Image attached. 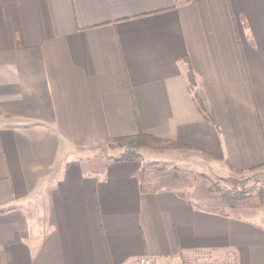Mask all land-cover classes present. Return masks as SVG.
Masks as SVG:
<instances>
[{
	"label": "crops",
	"instance_id": "0c3cea01",
	"mask_svg": "<svg viewBox=\"0 0 264 264\" xmlns=\"http://www.w3.org/2000/svg\"><path fill=\"white\" fill-rule=\"evenodd\" d=\"M138 132L187 146L149 159L264 166V0H0V264H264V220L99 151Z\"/></svg>",
	"mask_w": 264,
	"mask_h": 264
},
{
	"label": "rangeland",
	"instance_id": "374dc122",
	"mask_svg": "<svg viewBox=\"0 0 264 264\" xmlns=\"http://www.w3.org/2000/svg\"><path fill=\"white\" fill-rule=\"evenodd\" d=\"M99 151L102 153L109 151L115 155L122 151V149L113 146L108 147L107 144L103 145ZM119 151V152H117ZM140 158L136 160H129L139 162L144 168H149L152 173L153 179L156 181L157 186H171L175 187L177 191H180L189 199L197 202L198 199L204 201H218L219 196L225 192H232L236 190H246L248 194L254 195L259 191H264V166L256 170L251 174L241 176H228L226 173H222L221 170L216 169L213 165L209 170L201 165L202 162L192 158H166L153 160L149 159L153 149L140 148L137 149ZM193 161V162H192ZM199 165V166H194ZM202 167V168H201ZM139 168V169H140ZM161 176V177H160ZM166 184V185H165ZM31 209L33 217L41 214L40 210H36V202H34ZM236 212V213H235ZM234 215L241 217L251 218L254 220H264V208H239L235 210ZM33 222L32 220L30 223ZM150 258V257H149ZM159 259L150 258L139 262V264H169L161 263ZM182 263V262H181ZM180 264V262L175 263ZM182 264H220L211 260L195 261L194 263H182Z\"/></svg>",
	"mask_w": 264,
	"mask_h": 264
},
{
	"label": "trees",
	"instance_id": "16d2710c",
	"mask_svg": "<svg viewBox=\"0 0 264 264\" xmlns=\"http://www.w3.org/2000/svg\"><path fill=\"white\" fill-rule=\"evenodd\" d=\"M193 71L189 69L186 73L187 80H188V88L193 91V84H194V75ZM194 96V100L196 101L197 108L199 109L200 113L208 116L205 113V107L199 100L196 95ZM159 138L154 137L152 135L145 134L143 132H138L137 134L133 135H125V136H117L107 139L105 144L108 147L116 146L122 149L121 152L116 154L115 159L117 160H136L140 158L137 149L146 148V149H153V150H165V149H178L187 147L184 145H180L178 143H172L169 141H163L162 144H158ZM257 170V169H256ZM139 181H140V189L142 191H150L151 186L153 184L152 180V173L150 172L149 168H144L143 166L138 171ZM197 205L205 209L207 211L217 212L223 215H234L233 213L235 210L239 208H264V191H259L258 193L251 195L246 192V190H232V192H225L219 196L218 201H204L198 199ZM236 213V212H235ZM237 217H241L239 215H234Z\"/></svg>",
	"mask_w": 264,
	"mask_h": 264
},
{
	"label": "built area",
	"instance_id": "2783aa9c",
	"mask_svg": "<svg viewBox=\"0 0 264 264\" xmlns=\"http://www.w3.org/2000/svg\"><path fill=\"white\" fill-rule=\"evenodd\" d=\"M151 258V257H150ZM149 257L147 256H143V257H140V258H137V259H134L130 262H128V264H139V262H143L144 260H149L150 259Z\"/></svg>",
	"mask_w": 264,
	"mask_h": 264
}]
</instances>
